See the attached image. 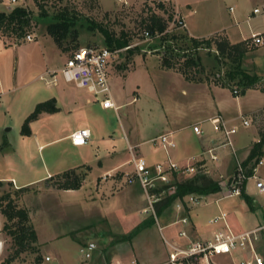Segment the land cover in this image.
<instances>
[{
  "label": "rangeland",
  "instance_id": "obj_1",
  "mask_svg": "<svg viewBox=\"0 0 264 264\" xmlns=\"http://www.w3.org/2000/svg\"><path fill=\"white\" fill-rule=\"evenodd\" d=\"M126 1L128 3L127 5H124L118 0H21L16 3H12L9 0V3L5 2V0H0V3H4L0 5V12H10L16 7L26 8L32 14V21L27 30V34H33L35 40H40L42 37L48 36L54 45L53 38L47 33V26L54 22V17L57 14L63 11L77 14L78 23L76 31L78 36L76 40L70 39L66 41L68 50L63 51L62 48L58 47L62 53H53L51 56L54 60L53 65L58 68L63 67L67 56H70L81 47H106L105 37L101 33L99 26L108 29L116 37L123 35L128 37L131 44L128 47L131 49L120 53L111 65V81L114 82L116 89L121 88L122 85L124 103H126L118 113L112 110L115 116L109 127L110 129L117 128V131L122 135V140L116 141L122 151L115 158L125 157L126 151L129 150L127 136L131 135L132 137V133L136 128L140 129V137H143V135L146 137L151 136L158 128V122L163 119L164 110L162 105L165 104L166 106L167 103L165 102H167L168 98L169 100L176 99V95L181 92L180 88L182 85L181 83L177 84V79L173 80L170 78L168 79V83H165V79L170 73H181L180 68L184 64L185 58H172V62L175 63L173 68H166L163 65L164 49L160 46V38L162 35L151 37V34L150 36H146L145 34L149 32L148 26L151 24V14L157 15L168 26L164 34L170 35L171 38L174 36L179 38L183 33L188 35L185 32L186 29H172L171 27L174 13L177 10L179 11L173 1L166 2V11L157 6L158 1L156 0ZM179 1L181 3L183 1H190L196 5L197 9L200 8L196 17L199 15L214 17L215 23L219 27L218 29H221L223 25L230 24V26H233L230 8L233 7L234 9L236 6L230 0ZM240 6L241 10L245 9L243 4H240ZM241 13L243 14V11ZM237 14H239V11H237ZM255 18L257 19L253 21V25L261 27L260 30H264V17ZM93 26L94 28H91ZM242 26L244 29L248 27L246 24H242ZM25 37L18 38L17 34L2 29L0 30V45L11 46L15 43L28 44L35 41H26L24 40ZM250 37L244 40L242 44L246 51L245 57L243 58V67L251 75L260 77V83L256 91L262 92L261 90L264 89V45H251ZM212 38L217 41L225 39L222 35H217ZM175 41L173 39V42ZM187 46H189L188 43L180 40L178 42L179 54L199 57L200 64L203 68L202 73H199L198 70L196 73L195 70L191 69L193 76L208 81L214 80L217 76L220 78L224 77L228 66L217 63L215 58L216 50L210 51L207 48L195 50ZM58 75L62 76L61 73H58ZM148 77H151V79ZM123 78H127L125 82H123ZM49 80V77H47V79H38L35 82L40 89L38 92L39 95L36 96V93L33 99H39L38 101L45 102L51 98V94L59 95V97L62 96L64 99L61 102L62 109L60 113L57 112L54 113V116L52 114V116L43 117L40 122L33 124L31 136L28 137L21 134L25 119L32 113L30 112L25 115V118H22L27 106L26 100L30 98L28 90H26L27 88L11 93L9 95L8 106L7 104L2 105L0 110V176L12 175L18 177L20 181H24L25 179L42 177L46 173V168L52 171L53 169H59L62 173L68 171L74 165L73 160L77 158L78 154L73 150L74 148L70 146L68 141L59 140L60 137L72 125L78 127L88 125L93 129H95L94 126H98L94 124L96 120L89 114L90 107L86 101L87 96H90V94L87 93V90L79 89L74 83L66 81H61L59 87L54 84L49 85ZM155 84H161L163 87H161L162 90L159 88V96L157 97H154ZM137 86L141 87L142 94L138 102L130 103L134 97L138 99V93L134 92ZM237 87L233 85L232 89L229 88L228 90L233 91L234 89H238ZM240 92L239 90V94H241ZM240 96L242 95H238V97ZM234 102L235 100L231 103L232 107L230 110L234 116H237L239 108H237V103ZM242 102L244 103L241 105V109H243L241 113L244 114L252 110H257L254 113L245 115V118L251 121L250 128L255 130L256 133L261 132L264 134V95L259 96L257 93L251 91L247 94L245 101L243 100ZM237 120V123L229 127L237 126L238 128L237 134L233 136L236 146H245L253 138V135L249 132V127L242 125L241 117ZM101 129L98 128L97 130L99 131ZM101 131L102 134L105 133L106 128ZM40 144L43 147L39 149ZM155 144L154 140H152L145 145V148ZM226 149L231 150L230 147ZM91 152L92 154L90 156L92 159H95V155H93L94 151L92 150ZM24 153L26 156H24ZM260 159H264V148ZM257 162H253L255 163L254 167ZM234 173L235 170L233 173L227 174L216 168L212 170L211 174H206L211 176L220 185L223 184V188L226 191L230 186V178ZM257 175L260 178H264V165L259 167V173ZM176 176L178 181H182L191 178L193 175L181 174ZM90 178L92 176L88 177L87 180L85 179L86 183L84 181L82 186L84 187L83 192L78 193L65 192L52 186L46 187V180L36 183L34 188L26 193L17 194L15 191L18 188L14 183L12 190L9 186L0 188L4 192H11L15 198L18 197L19 205L30 211L32 224L37 230L41 243L43 244L41 246L38 242L39 252L27 251L21 254L12 264H37L41 261L44 262L40 264H78L80 261H83L81 264H84L85 261L92 262V259H85L80 252V249L89 242H94L97 245L96 252L107 255V257L112 258L116 254L127 256L131 253V246L135 245V248H137L135 237L139 232L142 233L145 230L147 231L140 234L141 236L139 237H142V239L138 243L141 244L140 246H143L144 250L146 246L151 249L155 248L159 252L156 257L160 259L162 250L168 247L165 238L167 236L166 232L159 230V225L162 224L161 219H158L159 224L155 220L154 225L159 228L155 229V231L153 229L152 231L143 228L145 229L144 231L142 229L138 233H135L130 240H124L125 235L123 239L121 236L124 233L133 232L138 227V219L135 216L136 212L139 213L142 210L141 207H145L146 209L148 206L149 203L146 194L143 193V201L136 206V210L133 209L135 208L134 205L125 204V210H122V213L125 212L127 215L124 217H121V214H114L113 211H110V215H107V209L105 207L108 196L107 198H103V194L99 191V183L105 184L114 178L103 181L102 177H100L98 183L95 182L94 184L89 183ZM174 179V177L170 178V184ZM247 185L250 187L252 193L258 194L253 180ZM123 187L121 186V189ZM121 189H116V192H119ZM131 196V200L133 201L138 198L136 193L131 194ZM204 202L205 200H202L200 204L193 206L194 208H198V213L204 223L211 227L217 226L216 224H212L211 220L208 222L216 212H219L217 207L215 205L204 206ZM260 202H264V199L260 200ZM114 204H117V202H114ZM187 205L185 209L191 208L192 206L188 202ZM129 207H131L130 210ZM183 207L185 206L182 204L180 208L183 209ZM146 214H148L147 218L151 217L150 212L144 215ZM4 223V217L0 214V264L15 252L11 237L3 231ZM257 249L263 256L264 243H259ZM37 257H40V259L37 260ZM48 257H53V260L51 258L52 261L49 262L50 260H47ZM232 257L234 264H237L241 260L247 259L249 254L242 251ZM198 259H192L189 263L185 261V264H190L191 262L193 264H199ZM210 264L215 263L211 260Z\"/></svg>",
  "mask_w": 264,
  "mask_h": 264
},
{
  "label": "crops",
  "instance_id": "obj_2",
  "mask_svg": "<svg viewBox=\"0 0 264 264\" xmlns=\"http://www.w3.org/2000/svg\"><path fill=\"white\" fill-rule=\"evenodd\" d=\"M156 1L163 2L165 4L168 1H173L179 9V11H177L187 22V29L185 32L188 33L189 37L194 39L214 40L212 37L222 35L225 37V39H220L221 41L228 42L230 43V45H238L243 44V41L250 37L256 31H264L260 30L261 27L253 25V21H255L257 18L250 17L252 12L251 10H253V8H255L257 5L263 4L264 0H230L237 9L236 10L234 8V10L231 11V22L233 26H230V24L223 25L221 29H218L219 27H217L215 19L212 16L206 17V15H199L196 17V15L199 13L200 8L197 9L196 5L190 1H183L182 3L179 0ZM5 2H8V0H5ZM3 4L4 3H0V5ZM240 4H243V7L245 8L244 10L240 9ZM237 11H239V14H237ZM241 11H243V14L241 13ZM242 24H246L248 27H245L244 29ZM214 42L215 41H213L212 43L213 46L211 51L216 50V44ZM58 52L62 53L57 44L55 43L54 45L53 41L48 36H44L40 40L38 39L28 44L15 43L11 46L1 44L0 110L3 104H7L8 106L9 95L11 93L22 91L23 89L27 88L26 90H28V95L30 96V98L29 100H26L27 106L25 113L22 116V118H25V115L33 112L37 104L41 102L38 101L39 99H33V96L36 93V96L39 95L38 92L40 87L35 84L38 79L43 80L49 77L50 80L48 81V84H54L55 86L59 87L61 85V81L65 80H63V76H59L58 73H61V70L64 67L66 61L64 62L62 68H58L57 66L53 65L54 60L51 56L53 53L56 54ZM68 57L69 56H67V58ZM193 70L196 71V69L194 68ZM111 77L112 76L110 71V78ZM148 78L151 79V77ZM170 78H172L173 80L177 79V84L181 83L182 86L180 88V94L176 95V99L169 100L168 98L167 102H165L167 103L166 106L165 104L162 105V108L164 110L163 119L158 122V128L151 134V136L146 137L145 135H143V137H140L139 133L141 132L139 128H136L133 131L132 137L131 135L127 136V142L129 146L128 149L130 147L134 148V152L144 157L151 167L158 163L166 162L169 158L183 167H190L196 160L204 159L206 161V167L209 171V174H211L212 170L216 168L226 172L227 174H231V172L233 173L237 168L238 162H243L249 156L252 148L251 146H253L252 144L259 141V133H256V131L252 130V128H250L249 126V132H251L253 138L250 139L247 145L237 147L233 138L234 148H230L231 150L226 149L227 147L218 148L216 150L217 160H212L210 158V155L207 153V150L211 147L221 144L224 140L222 133L214 130L212 120L221 118L224 122H226L228 126L237 123L238 118L245 117V115H249L250 113H254L257 111L252 110L248 113H241V111L243 110L241 109V105L242 103H244L242 101H245L247 94L253 91L261 96L264 95V92H257V89H249L244 95L240 97H238L237 95L235 96V94L233 93L234 90L230 91L228 90V87L223 86L222 83H220V81L218 80V76L214 80L209 81L204 79H202L203 81H188L182 73H170L167 75L165 83H168V79ZM126 79L127 78H123V82H125ZM161 84H155L154 97L159 96V88L160 90H162L163 88ZM111 88L113 99L116 105L121 109L126 105V103H124L125 101L122 93V85L121 88L116 89L114 82L111 81ZM238 89L241 91L240 88ZM135 90L134 92L138 93L139 95L138 99L134 97L133 100L130 101V103L138 102L140 95L142 94V89L140 86H137ZM50 96V99H56L57 107L59 108L58 113H60L62 109L61 102L64 101L63 97L52 94ZM241 99L243 100L240 101ZM233 100H235L234 103H237V108H239L237 116H234V114H232L230 110ZM86 102L90 107L89 114H91V117L96 120L94 124L98 126H94L95 129H93L88 125L79 127L72 125L68 127V131H66V133L62 135V137H60L59 140L68 141L70 146L74 148L73 150L78 154L77 158L73 160L74 165H72V167H70V169L68 170L77 169L78 172L86 174V180L88 177L92 176L89 181L90 184H94L95 182L98 183V179L105 174L117 173V176L107 183H99V191L103 194V198H107L108 196V201L105 207L107 209V215H110V211H113L114 214H121V217H124L125 215H127V213L125 212L122 213V210H125V204L134 205L135 208L133 209L136 210V206H138V204L143 201L142 199L144 192L140 184L134 183L132 185H127L123 177V175L133 172V166L131 164L132 154L130 150H127L124 158H115L122 151L119 148V145H117L116 143V141L122 140V135H120L119 131H117V128L115 129L114 127L113 129H110L109 127L115 116L114 113H112V110L103 109L100 103L95 100L92 94H90V96H87ZM49 115L52 116V114L49 113L41 114L39 116V119L31 124V128L33 124L40 122L43 117H48ZM54 115L55 114H53V116ZM195 125L201 126L203 130L202 135L195 134V132L193 131V127ZM81 128H87L92 133L91 140L87 144V146H75L71 142L70 135L74 131ZM98 128H102L101 130H104V128H106L105 133L102 134L101 130H97ZM168 133L174 135L175 141L177 143V148L170 150L169 153H167L164 149L156 144L150 145L148 148H145V145L148 142ZM9 145H11V143H9ZM42 147L43 145L40 144L39 149ZM92 150L94 151L93 155H95V159H92V157L90 156V154H92ZM24 156H26L25 153ZM61 173L62 172L59 169H53L52 171L51 169L46 168V173L42 177H35L20 181L18 177L5 175L0 176V181L12 182L18 189L23 187H29L30 189H32L34 188V185L36 183L47 180L51 176H55ZM172 177L177 178L176 174H173ZM86 180H84V183H86ZM121 186H124L123 189H121ZM220 186L222 189L221 192L202 196L201 201L205 200L204 206L215 205L220 214L224 212L227 213V223L229 224L233 232L237 234L243 233L245 231L252 230L264 223V202H260V200L264 199V196L252 193L249 186L245 189L241 196H230L224 190L223 184H221ZM83 189L84 187H81V189L79 190L64 191L78 193ZM116 189L121 190L119 192H116ZM134 193H136L138 197H136L137 199L134 200L137 203L131 200V194ZM243 194H245L252 200V205H249L247 200L243 197ZM114 202H117V204H114ZM122 202H124L123 205ZM179 202L181 201L176 200L169 208L164 211V213L160 217H158V219H161L162 221V224L159 225V228H162L161 232H166L167 236H165V238L170 245H179L184 247L190 243L208 242L213 238L216 232L224 228L223 223L216 224L217 226L214 227L208 226V224L204 223L203 219H201L198 213V208H194V206H191V208L185 209L187 205H184L185 207L181 209L179 207ZM130 209L131 207H129V210ZM141 209L142 210L139 211V213L136 212L135 216L136 219H138L137 226L141 225L143 222L149 219L147 218L148 214L144 215L145 213L143 212V210L145 209V207H141ZM219 212H216L208 222H210V220H212L216 216L220 215ZM157 224H159V220ZM159 228H157L156 225H152L150 227H146L145 229H153L155 231V229ZM145 229H143L142 231H144ZM146 231L147 230H145L144 232ZM144 232H139V234L135 237V244L137 243V248H135V245L131 246V253L129 255L123 256L122 254H116L111 258L107 257V255L95 251L93 257L91 258L92 262L85 261L84 264H166L169 260L170 253L172 252L171 246L168 245L167 248H164L159 257L160 259H157L156 256H158L159 252L155 250V248L151 249L146 246L144 250L143 246H140L141 244L138 243V241L142 239V237H139L141 236L140 234H143ZM182 232H185L186 236H182ZM128 233H124L123 235H121L122 239L123 236L128 235ZM38 242L39 245H43L41 243L39 234ZM78 246L80 247V245ZM48 258L50 260L49 262L53 260V257H51L52 260L50 257ZM198 260L199 264H210L211 260L215 264H234L233 257L229 255L208 257L201 256ZM43 262L44 261H41L37 264ZM82 262L80 261L78 264H81ZM190 264L193 263L191 262Z\"/></svg>",
  "mask_w": 264,
  "mask_h": 264
},
{
  "label": "trees",
  "instance_id": "obj_3",
  "mask_svg": "<svg viewBox=\"0 0 264 264\" xmlns=\"http://www.w3.org/2000/svg\"><path fill=\"white\" fill-rule=\"evenodd\" d=\"M42 6V5H41ZM157 6L166 11V5L163 2H158ZM43 8V6H42ZM77 19L78 16L74 12L63 11L54 17V22L47 26V33L53 38L58 47L62 48L63 51L68 50V40H76L77 31ZM32 14L24 7H16L10 12H0V30L10 31L17 34L18 38H23L27 35V30L31 25ZM167 25H165L160 18L151 14V24H149V34L151 37L162 35L160 38V46L164 49L163 54V65L166 68H173L175 63L172 62V58H185L184 64L180 68L181 73L188 81H203L202 78L193 76L191 69H196L199 73L203 72V68L200 64V58L195 55H180L178 42H186L190 49L207 48L211 51L212 43L216 44V55L215 58L217 63L220 65H227L228 69L225 72L223 78L218 76V80L223 86L231 88L233 85L238 86L241 89V95H244L249 89H257L260 83V77L257 75H251L243 67L245 49L242 44L230 45V43L221 40L211 39H194L189 37L186 33H183L178 37L174 36L171 38L170 35L164 34ZM91 28H94L91 27ZM101 33L105 37L106 47L115 49H123L130 46V40L126 35L116 37L112 32L103 26H99ZM164 34V35H163ZM173 39L176 41L173 42ZM131 49V48H129ZM128 49V51H129ZM140 50V49H137ZM133 51V50H132ZM132 51H130L132 53ZM180 55V56H178ZM196 75V74H195ZM233 84V85H232ZM264 92V89L261 90ZM59 112L57 102L55 98L41 102L37 104L35 110L25 119L21 129L23 136H31L32 129L31 124L36 121L39 116L43 113L54 114ZM260 140L255 142L251 148L249 156L242 162V166L246 172V175L251 176L254 169V164L260 159L264 148V134L259 133ZM255 162V163H253ZM253 163V164H252ZM86 178V174L78 172L77 169H71L61 174L51 176L45 183L47 186L55 187L59 190H79L81 189L83 182ZM175 178V177H174ZM9 186L12 190V182L0 181V188ZM174 186L175 192L170 194L169 189ZM220 184L215 181L206 173L194 174L191 178L178 181L176 178L171 184H164L157 182L151 188V194L159 197V200L154 204L156 215L160 217L164 211L169 208L176 200L185 203V198L189 195L205 196L221 192ZM30 191L29 187L19 188L15 192L17 194L26 193ZM245 190L243 189V192ZM164 193V194H162ZM243 197L247 200L249 205H252V200L243 194ZM18 197H14L11 192H4L0 190V214L5 218L3 231L11 237L15 252L2 264H12L21 254L32 251L34 253L39 252L37 246L38 234L32 224L30 211L21 207L18 203ZM186 205V203H185ZM155 224L154 217L151 216L148 220L139 225L133 232L124 236V240H130L135 233L146 227H150ZM40 257H37L39 260Z\"/></svg>",
  "mask_w": 264,
  "mask_h": 264
},
{
  "label": "built area",
  "instance_id": "obj_4",
  "mask_svg": "<svg viewBox=\"0 0 264 264\" xmlns=\"http://www.w3.org/2000/svg\"><path fill=\"white\" fill-rule=\"evenodd\" d=\"M12 3H16L21 0H9ZM119 2L127 5L126 0H118ZM233 11V8H230ZM250 17H264V3L257 5L253 8ZM172 29H187L186 20L175 11L172 22ZM146 36H150L149 32L145 33ZM251 45L263 46L264 45V31L255 32L251 35ZM26 41H34L35 36L28 33L25 37ZM129 47L123 49L112 50L109 47H81L74 51L66 60L64 67L61 70V74L66 82L74 83L79 89H85L92 94L101 107L105 110H114L118 112L120 107L116 105L111 88L110 71L112 63L117 59L120 53L128 50ZM233 93L239 95V90L234 89ZM249 120L242 117V124L245 127L250 126ZM214 130L222 133L223 142L217 146L211 147L207 150L212 160H217L216 150L220 147L234 148L233 136L237 134V127H229L226 122L221 118L212 120ZM193 131L197 135H202L203 130L201 126L195 125ZM92 137V133L87 128H81L74 131L70 135V139L75 146H86ZM154 143L164 149L167 153L170 150L177 148L174 135L171 133L161 135L154 139ZM132 157L131 164L133 166V172L123 175L127 184L132 185L139 183L144 193L146 194L148 206L144 209L145 213H151L158 223V217L156 215L154 204L159 200V197L151 194V188L155 183L161 182L164 184H170V178L173 174H197V173H209L206 167V161L204 159L196 160L192 166L183 167L171 160L167 159L166 162L158 163L154 166H150L147 160L136 154L134 148H129ZM264 165V159H259L256 166L253 169L251 176L246 175V172L242 166V162H238L235 173L230 178V186L226 189V192L230 196H241L243 189L248 188L250 181L253 180L255 189L258 194L264 196V179L258 177L259 167ZM117 173H108L102 176L103 181L115 178ZM170 194L175 192V187L172 186L169 191ZM202 196L190 195L185 198V203H191L197 205L201 203ZM180 203V207L185 205ZM188 206V205H187ZM186 221V220H184ZM212 224H224V228L216 232L213 238L208 242L190 243L187 246L170 245L166 240V243L171 246L172 252L170 253L169 260L166 264H185V261L189 263L192 259L199 258L201 256H218L229 255L234 256L238 252L245 251L249 254L247 259L241 260L237 264H264V257L258 252L257 246L260 242L264 241V223L258 227L245 231L243 233H235L227 223V213H221L211 220ZM162 231V228H160ZM182 236H186L185 232H182ZM97 250V245L94 242H89L86 246L80 249L81 254L85 259H91ZM49 260V258H47ZM138 264V263H133Z\"/></svg>",
  "mask_w": 264,
  "mask_h": 264
}]
</instances>
